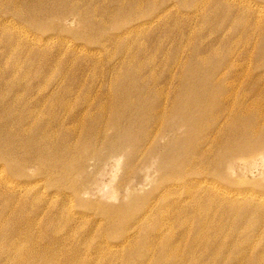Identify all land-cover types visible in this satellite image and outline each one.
I'll return each instance as SVG.
<instances>
[{"label": "rangeland", "instance_id": "1", "mask_svg": "<svg viewBox=\"0 0 264 264\" xmlns=\"http://www.w3.org/2000/svg\"><path fill=\"white\" fill-rule=\"evenodd\" d=\"M0 264H264V0H0Z\"/></svg>", "mask_w": 264, "mask_h": 264}]
</instances>
